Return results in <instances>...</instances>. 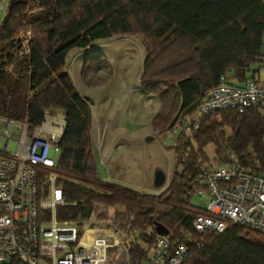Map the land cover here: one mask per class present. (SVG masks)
Segmentation results:
<instances>
[{
  "label": "trees",
  "instance_id": "trees-1",
  "mask_svg": "<svg viewBox=\"0 0 264 264\" xmlns=\"http://www.w3.org/2000/svg\"><path fill=\"white\" fill-rule=\"evenodd\" d=\"M27 33L28 51L23 53L19 38ZM125 37H141L146 45L140 89L157 98L150 128L165 136L177 120L194 119L199 103L221 79L240 87L259 74L264 65V0L9 1L0 23V115L24 121L33 131L47 110L65 112L53 170L63 180L65 202L56 209L57 220L88 227L103 222L108 230L123 233L124 264L151 261L155 224L173 241L187 242L183 264H264V232L231 225L222 233L199 234L193 222L207 214L188 197L202 189L195 178L224 164L231 153L246 170L264 177V113L223 111L202 118L196 131L178 136L172 147L174 171L157 194L99 177L92 102L64 71L66 59L74 49ZM111 76V65L99 53L88 54L81 64L80 77L88 88L107 84ZM50 172L42 168L38 173L40 197L47 192ZM100 208L105 211L98 214ZM119 255V247L108 249L107 264H117Z\"/></svg>",
  "mask_w": 264,
  "mask_h": 264
},
{
  "label": "built area",
  "instance_id": "built-area-1",
  "mask_svg": "<svg viewBox=\"0 0 264 264\" xmlns=\"http://www.w3.org/2000/svg\"><path fill=\"white\" fill-rule=\"evenodd\" d=\"M19 39L27 53L30 33ZM228 110L264 113V79L257 75L240 87L221 79L199 103L194 119L182 118L172 125L168 133L174 138L172 147L178 136L199 129L202 118ZM65 127L62 110H47L42 125L33 131L24 121L0 115V138L5 139L0 150V264L11 260L20 264H107V250L120 246L111 231L57 220L56 209L65 205L63 180L53 171L56 162L50 153L57 150ZM10 142L16 144L13 154L8 151ZM42 168L52 172L47 176V192L40 197L38 173ZM195 182L202 189L190 191L188 197L208 199L202 207L207 216L193 222L196 232L222 233L231 225L264 232V177L246 170L235 154L224 164L203 170ZM45 212L47 219L41 218ZM186 243L157 236L148 264H183L189 252ZM123 257L125 262L124 253Z\"/></svg>",
  "mask_w": 264,
  "mask_h": 264
},
{
  "label": "rangeland",
  "instance_id": "rangeland-1",
  "mask_svg": "<svg viewBox=\"0 0 264 264\" xmlns=\"http://www.w3.org/2000/svg\"><path fill=\"white\" fill-rule=\"evenodd\" d=\"M9 1L0 0V5L3 6L0 23ZM146 50L141 37L96 42L87 50L74 49L70 52L66 59L65 72L70 75L78 91L91 100L92 114L100 126L91 132L99 177L117 185L157 194L166 187L174 171L175 159L172 150L174 138L169 134L158 136L150 128L151 118L157 112L159 103L156 97L144 94L139 85ZM93 52L107 58L112 68V76L107 84L88 88L81 80L80 68L86 56ZM99 75L101 76V73L97 72L95 76ZM258 77L264 79V65L259 70ZM148 138L152 140L147 141ZM4 145L5 139L0 138V150ZM104 150L106 153L103 154ZM8 151L11 154L16 151L14 142L9 143ZM50 157L56 162L59 151L51 152ZM156 171H162L167 176V183L162 189L154 187ZM207 200L205 196L194 197L191 202L204 207ZM104 211L100 208L98 214ZM110 213L112 211L106 212ZM95 218L96 216H93L91 222L94 223ZM96 225L94 228L112 231L120 243L118 261H123L124 264L126 261L124 262V257L122 259L121 257L123 253L125 254L123 248L125 235L119 231L108 230L103 222Z\"/></svg>",
  "mask_w": 264,
  "mask_h": 264
},
{
  "label": "water",
  "instance_id": "water-1",
  "mask_svg": "<svg viewBox=\"0 0 264 264\" xmlns=\"http://www.w3.org/2000/svg\"><path fill=\"white\" fill-rule=\"evenodd\" d=\"M86 101L90 99L85 97ZM151 138H148L147 141H151ZM167 183V176L162 171H156L154 175V187L156 189H162ZM155 232L158 236H168V231L161 225L155 224Z\"/></svg>",
  "mask_w": 264,
  "mask_h": 264
},
{
  "label": "crops",
  "instance_id": "crops-1",
  "mask_svg": "<svg viewBox=\"0 0 264 264\" xmlns=\"http://www.w3.org/2000/svg\"><path fill=\"white\" fill-rule=\"evenodd\" d=\"M105 40H100V41H98V42H101V43H103ZM73 51V50H72ZM71 51V52H72ZM262 54H263V56H264V52H263V50H262ZM82 64V63H81ZM65 71V70H64ZM140 85V84H139ZM76 87V86H75ZM78 90V89H77ZM81 94V93H80ZM82 95V94H81ZM150 97V96H149ZM154 97V96H153ZM93 113V112H92ZM92 117H93V125H92V132H94V131H96V129H98V128H100V126H99V123L98 122H96V120H95V117H94V114H92ZM152 119V118H151ZM94 127H95V129H94ZM104 153H106V151L104 150L103 151V154ZM100 176V175H99Z\"/></svg>",
  "mask_w": 264,
  "mask_h": 264
}]
</instances>
